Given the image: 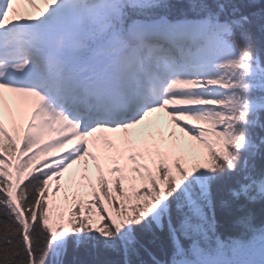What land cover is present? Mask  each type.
Listing matches in <instances>:
<instances>
[{"label":"snow or ice","instance_id":"6c2138e0","mask_svg":"<svg viewBox=\"0 0 264 264\" xmlns=\"http://www.w3.org/2000/svg\"><path fill=\"white\" fill-rule=\"evenodd\" d=\"M257 3L0 0V264H264L250 212L218 230L264 201ZM97 152L107 168L61 208Z\"/></svg>","mask_w":264,"mask_h":264},{"label":"rangeland","instance_id":"374dc122","mask_svg":"<svg viewBox=\"0 0 264 264\" xmlns=\"http://www.w3.org/2000/svg\"><path fill=\"white\" fill-rule=\"evenodd\" d=\"M19 7L22 10L29 11V12L31 11V8H29V6L27 5L22 4V5H19ZM37 7H42V5L38 4ZM18 116L22 118L21 115H18ZM162 117H163V114H160L159 119ZM164 127L161 130L164 132V135L166 137L167 132L170 130V127L169 126H164ZM176 131L179 132L178 129ZM180 135L182 134L180 133ZM96 154L98 155V157H100L98 161H92V160L87 159L85 162H82L80 165L74 166L73 169L69 170V173L65 174V177L62 182L63 187H64V192L61 194L60 197H52V199L58 205H60L61 208L66 209L70 205L71 198L74 194L82 195L88 191L87 185L89 183H92V180L94 179L96 175L95 168H96L97 163H99L101 167L107 168L108 165L106 161H104V159L102 158V154L99 152H97ZM141 163L151 164V161L145 159V160H142ZM72 173H74V176L71 175ZM85 175L89 177L88 180L83 179ZM51 187L53 188L55 187V181H52ZM65 195L68 197L67 202L64 200Z\"/></svg>","mask_w":264,"mask_h":264},{"label":"trees","instance_id":"16d2710c","mask_svg":"<svg viewBox=\"0 0 264 264\" xmlns=\"http://www.w3.org/2000/svg\"><path fill=\"white\" fill-rule=\"evenodd\" d=\"M174 2V1H173ZM261 7H264V4H261L258 0L257 7L254 9L255 11H259ZM251 213L252 224L255 227L264 226V201H257L254 204L248 205L247 209L243 212L239 211H231V212H218V223H219V231L224 235H238L242 229L237 227L235 221L241 217L245 216L248 213ZM149 251L160 260L169 259L170 249L165 241L162 245H148ZM141 258L145 261V264H152V257L147 253H141Z\"/></svg>","mask_w":264,"mask_h":264},{"label":"bare ground","instance_id":"6f19581e","mask_svg":"<svg viewBox=\"0 0 264 264\" xmlns=\"http://www.w3.org/2000/svg\"><path fill=\"white\" fill-rule=\"evenodd\" d=\"M14 111H16V109H15V108H14ZM159 114H161V113L154 114V116H153L151 119H152V120H156V119L158 118ZM164 129H165V127H164ZM177 134H178V136L180 135V133H179V132H177ZM185 139H186V138H185Z\"/></svg>","mask_w":264,"mask_h":264}]
</instances>
